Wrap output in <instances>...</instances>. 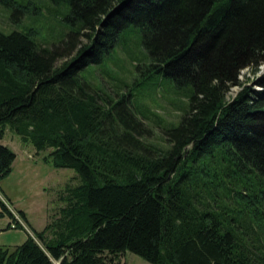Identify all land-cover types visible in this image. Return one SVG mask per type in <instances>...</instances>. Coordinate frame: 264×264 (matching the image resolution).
<instances>
[{"label":"trees","instance_id":"16d2710c","mask_svg":"<svg viewBox=\"0 0 264 264\" xmlns=\"http://www.w3.org/2000/svg\"><path fill=\"white\" fill-rule=\"evenodd\" d=\"M48 1L67 7L59 45L37 44L32 28L0 32V141L8 130L37 154L50 150L44 161L80 184L61 197L59 218L0 247V264H115L127 252L149 264H264V75L259 90L242 85L226 100L242 71L258 79L264 65V0ZM31 5L0 0L14 21ZM130 27L148 59L136 66L143 82L193 87L164 150L144 141L138 80L113 99L79 78L125 48ZM15 159L0 144V180ZM0 207L10 228L20 221Z\"/></svg>","mask_w":264,"mask_h":264},{"label":"rangeland","instance_id":"374dc122","mask_svg":"<svg viewBox=\"0 0 264 264\" xmlns=\"http://www.w3.org/2000/svg\"><path fill=\"white\" fill-rule=\"evenodd\" d=\"M23 1L32 5L15 21L11 20V12L0 6V32L9 34L12 31L23 32L32 28L37 31L34 39L37 44L47 47L59 45L68 33L61 20L67 7L55 6L48 0ZM122 37L125 48L114 46L108 55H104L99 65H89L81 70L79 78L93 89L102 91L113 99H116L114 91L117 87L123 89L125 85L133 86L138 80L140 86L133 91L131 102L149 127L150 133L144 137V141L148 145L164 150L168 147L164 131L176 128L188 112L193 87L178 89L162 75H153L143 82L136 66L147 63L148 59L140 44V36L134 27H130ZM81 43L87 42L81 38ZM63 61L64 59L59 60L56 65L60 66ZM260 72L258 79H255L247 70L242 71L239 76L241 85L230 89L226 100L236 97L244 87L259 90L255 82L264 75V65L260 67ZM242 85L244 87H240ZM0 144L9 148L16 156L11 173L0 180V201L20 219L18 221L13 218L14 225L12 223L11 228L8 226L9 230L5 229L11 223L10 218L6 215L0 219V247L13 249L26 240L24 228L29 235L30 229L33 232H41L61 216V209L66 207V202L62 201L61 197L68 188L80 184V179L74 170L54 168L50 163H46L44 157L50 150L37 154L33 146L21 142L17 135L8 130ZM4 201H7L10 207ZM18 211L25 214L28 226L18 217L16 214ZM13 226L16 229H13ZM54 264H58V261ZM115 264L149 263L127 252L117 258Z\"/></svg>","mask_w":264,"mask_h":264},{"label":"bare ground","instance_id":"6f19581e","mask_svg":"<svg viewBox=\"0 0 264 264\" xmlns=\"http://www.w3.org/2000/svg\"><path fill=\"white\" fill-rule=\"evenodd\" d=\"M58 264H60V262H58Z\"/></svg>","mask_w":264,"mask_h":264},{"label":"crops","instance_id":"0c3cea01","mask_svg":"<svg viewBox=\"0 0 264 264\" xmlns=\"http://www.w3.org/2000/svg\"><path fill=\"white\" fill-rule=\"evenodd\" d=\"M8 226V225H7Z\"/></svg>","mask_w":264,"mask_h":264},{"label":"water","instance_id":"95a60500","mask_svg":"<svg viewBox=\"0 0 264 264\" xmlns=\"http://www.w3.org/2000/svg\"><path fill=\"white\" fill-rule=\"evenodd\" d=\"M261 73V72H260Z\"/></svg>","mask_w":264,"mask_h":264}]
</instances>
